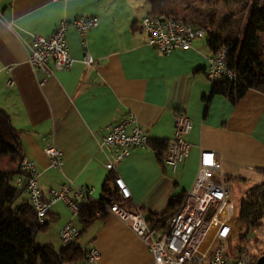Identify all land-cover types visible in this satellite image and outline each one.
I'll use <instances>...</instances> for the list:
<instances>
[{
  "label": "crops",
  "instance_id": "0c3cea01",
  "mask_svg": "<svg viewBox=\"0 0 264 264\" xmlns=\"http://www.w3.org/2000/svg\"><path fill=\"white\" fill-rule=\"evenodd\" d=\"M146 4L145 0H0V110L17 132L21 156L33 163L44 197L51 188L70 181L90 187L94 200L117 193L113 173L96 144L127 112L134 114L150 140L170 141L174 112H184L192 124L186 136L189 154L175 171L160 166L150 148L133 149L115 163L131 195L130 210L139 209L145 216L164 212L171 198L191 187L200 148L214 152L231 184L238 179L245 187L264 180V92L248 88L235 102L222 94L211 95L212 85L205 76L206 41L196 39L191 48L168 54L147 45L139 25L150 10L149 5L145 11ZM77 16H94L98 23L84 36L72 26L67 28L73 62L39 85L43 74H34L27 63L23 40L29 33L49 35L60 20ZM85 55L93 59L90 65L82 62ZM49 139L62 151L61 169L49 167L43 152ZM24 200L26 190L18 202ZM99 216L103 217L81 230L76 242L85 249L79 242L84 237L88 249L98 250L96 264L150 263L148 249L125 224L114 214ZM68 220L81 229L77 216H71L61 201L54 202L44 218L47 228L35 237L55 221L58 238Z\"/></svg>",
  "mask_w": 264,
  "mask_h": 264
},
{
  "label": "built area",
  "instance_id": "2783aa9c",
  "mask_svg": "<svg viewBox=\"0 0 264 264\" xmlns=\"http://www.w3.org/2000/svg\"><path fill=\"white\" fill-rule=\"evenodd\" d=\"M97 23L94 16H77L71 21L60 20L49 35H27L23 40L26 61L34 74L38 71L43 74L39 85L56 70L67 69L73 62L66 39L67 28L72 26L84 36ZM139 25L146 34L147 45L162 54L176 49L187 50L196 39H205L213 32L210 25H194L163 14L147 13ZM206 47L205 76L211 85L219 78L238 83L237 72L226 62L229 46L211 49L206 44ZM82 62L90 65L93 59L85 55ZM191 126V119L184 112L173 113V135L164 159L172 171L189 154L190 145L186 136ZM149 141L132 112H127L119 121L108 126L107 132L97 141V151L106 157L105 167L113 173L112 180L117 188V193L107 200H94L90 187L77 186L72 181L51 188L44 197L37 185L38 173L34 165L24 157L19 162L21 172L14 183L24 182L38 224L44 222L56 201H61L73 217L90 201L98 202L100 208L96 211L97 215L114 214L141 240L151 254L149 264H248L245 248L237 247L233 255L229 250L230 240L240 236L239 228L235 229L238 205L231 193V179L225 177L221 163L215 159L212 150L199 149L198 166L191 187L180 196L175 211L162 221L150 223L139 209L130 210L121 204L131 195L116 173L115 163L133 149H147ZM43 152L49 160V167L62 168V151L52 139L45 142ZM114 198H118L120 203L114 202ZM78 237L79 229L70 220L64 222L58 231L61 247L77 245ZM85 252V261L96 264L98 250L89 248Z\"/></svg>",
  "mask_w": 264,
  "mask_h": 264
},
{
  "label": "trees",
  "instance_id": "16d2710c",
  "mask_svg": "<svg viewBox=\"0 0 264 264\" xmlns=\"http://www.w3.org/2000/svg\"><path fill=\"white\" fill-rule=\"evenodd\" d=\"M214 1L226 3L235 0ZM149 5L148 13L150 14H163L166 17L188 22L175 15L174 0L172 3L170 0H149ZM263 32L264 2L254 1L249 10L245 33L239 48L238 35L223 37L219 32L209 34L205 39L209 48L229 46L226 62L237 72L239 81L234 83L227 78H219L212 83L211 95L222 94L231 102H235L248 88L264 92V62L262 59L264 42L260 43V36ZM168 143L167 140H150L148 143V148L155 153L157 162L163 167ZM21 157L17 132L11 127L7 114L0 110V264H64L86 260L85 249L79 245H69L56 250L50 245L35 244L36 232L45 230L48 222L38 224L29 201L18 202L25 190V185L23 183L19 187L13 181L21 172L17 169ZM102 199L107 200L108 197L103 196ZM180 200L181 197L171 198L164 212L158 215L148 213L147 220L150 223L162 221L175 211ZM113 201L120 203L118 198H114ZM121 204L127 209H132L128 201ZM237 205L241 231L239 241L241 242L246 235L254 231L264 217V182L248 186ZM99 208L98 202L90 201L79 211L77 215L81 224L79 235L81 230L95 219L103 217L96 214ZM236 241L229 243V247L232 245L235 247ZM259 255L254 256L251 264Z\"/></svg>",
  "mask_w": 264,
  "mask_h": 264
},
{
  "label": "rangeland",
  "instance_id": "374dc122",
  "mask_svg": "<svg viewBox=\"0 0 264 264\" xmlns=\"http://www.w3.org/2000/svg\"><path fill=\"white\" fill-rule=\"evenodd\" d=\"M145 1L147 4L144 9H146L145 11L147 12L149 10V0ZM170 1L172 3V0ZM254 1L258 3L264 2V0H235L226 3L214 0H174L176 6L175 15L193 24L210 25L213 28L214 33L219 32L223 37H235V35H238L237 43L239 44V48L245 33L249 10ZM142 9L143 7L139 8V10ZM260 38V43L262 44L264 42V32L261 34ZM199 39L201 38H198V41H200ZM205 39L202 40L205 41ZM262 59L264 62V51L262 53ZM238 181L239 180L237 179L234 185H230L231 192L234 195L237 204L242 199L245 189L251 185L247 184L243 187L239 185ZM263 182L264 180L260 183ZM57 228V222H50V227L46 232H39L36 235L35 244H50L55 249L59 248V241L56 237ZM238 228L240 233L239 218H237V223H235L236 231ZM239 238L240 236L234 240H230L229 243L231 244L238 239L235 248L232 245L229 247V250L233 255L237 247L245 248L248 255V264H251V260L254 259L255 255H259L262 252L264 253V217L251 234L246 235L241 242L239 241ZM83 241H85V238L80 237L79 242L81 246L88 249L87 247L89 244L84 243Z\"/></svg>",
  "mask_w": 264,
  "mask_h": 264
},
{
  "label": "water",
  "instance_id": "95a60500",
  "mask_svg": "<svg viewBox=\"0 0 264 264\" xmlns=\"http://www.w3.org/2000/svg\"><path fill=\"white\" fill-rule=\"evenodd\" d=\"M17 169H19V164L17 166ZM253 264H264V253H262L261 255H259Z\"/></svg>",
  "mask_w": 264,
  "mask_h": 264
}]
</instances>
